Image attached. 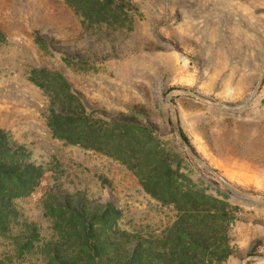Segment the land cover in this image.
<instances>
[{"label": "rangeland", "instance_id": "374dc122", "mask_svg": "<svg viewBox=\"0 0 264 264\" xmlns=\"http://www.w3.org/2000/svg\"><path fill=\"white\" fill-rule=\"evenodd\" d=\"M132 2L137 10L129 14L130 30L117 35L115 56L79 62L36 44L42 35L83 49L76 44L80 19L63 0H0V130L42 171L0 224V264H51L39 250L47 242L78 254L80 226L55 203L60 196L109 207L116 211L110 228L141 238L161 239L179 218L117 160L51 136L43 116L48 97L33 80L56 92V74L91 109L113 114L142 106L163 133L155 134L159 150L191 181L183 188L224 202L184 206L186 222L226 231L212 251L226 248L229 257L219 261L209 251L198 254L201 264H264V0ZM94 117L102 119L96 125L103 149L139 161L145 148L130 147L129 131L100 112ZM176 121L199 157L170 132ZM224 220L230 224L219 228ZM27 226L37 228V250L20 255ZM96 227L110 235L107 224Z\"/></svg>", "mask_w": 264, "mask_h": 264}, {"label": "trees", "instance_id": "16d2710c", "mask_svg": "<svg viewBox=\"0 0 264 264\" xmlns=\"http://www.w3.org/2000/svg\"><path fill=\"white\" fill-rule=\"evenodd\" d=\"M80 19L82 34L76 44L78 47L64 46L63 41L45 36H37L36 44L45 49L47 44L65 56V60L83 62L87 57L104 60L115 56L114 44L117 35L124 29L130 30L129 14L135 12L132 0H63ZM4 34L0 31V44ZM60 88L49 91L43 83L34 79L33 83L48 97L47 109L43 113L46 127L54 139L69 145L80 146L106 154L125 166L139 180L143 191L162 206H172L179 218L161 239L141 238L126 232L110 228L116 211L109 207L94 204L89 207L87 201L77 196H60L61 202L54 200L65 214H69L80 226L78 241L80 249L75 256L63 252L60 242H47L42 250L51 264H201L198 254L212 251L216 239H224L226 231L218 227L201 229L185 221V204L196 207L204 202H220L207 196L202 191L195 193L186 190L190 180L179 172L180 163L172 161L170 156L159 150L155 134H162L158 125L152 123L147 111L142 106L129 105L128 113L106 114L102 110L91 109L85 99L71 90L70 85L60 75ZM100 112L109 118L115 129L129 131V145L144 147L142 157L136 163L112 155L101 147L102 135L98 124L102 119L95 118L94 112ZM181 144L185 145L191 156L199 157L179 128L177 121L170 123ZM17 143L12 141L3 130H0V224L7 222L8 215L13 214L12 201L31 194L37 187L42 171L35 167ZM139 168V169H138ZM208 202H207V201ZM198 210V209H195ZM210 211V210H208ZM107 224L110 235L96 227ZM229 220L220 222V227L227 228ZM28 237L19 243L20 255L25 251L37 250L35 242L39 241L36 227L27 226ZM112 229V230H111ZM214 250V249H213ZM219 261L229 257L231 252L224 248L221 252L212 251Z\"/></svg>", "mask_w": 264, "mask_h": 264}]
</instances>
